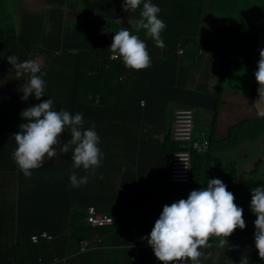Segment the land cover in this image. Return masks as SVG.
Instances as JSON below:
<instances>
[{"label": "clouds", "instance_id": "9594fccd", "mask_svg": "<svg viewBox=\"0 0 264 264\" xmlns=\"http://www.w3.org/2000/svg\"><path fill=\"white\" fill-rule=\"evenodd\" d=\"M141 4L143 7L140 11V18L131 25V28L136 33L145 30L146 36L151 38L157 47H165L161 34L166 28V23L158 15L162 11L158 5L152 3V0H125L122 7L127 12L130 9L136 10L140 8ZM10 6L13 7V5ZM113 31L112 26L111 28L107 26L102 28V34ZM114 32L115 35L109 47L111 52L109 58L111 61L122 59L126 68L136 71L151 67L152 60L144 39H141L137 34H133V31L126 27ZM254 53L256 57L241 56L247 61L256 58L254 65L258 63L257 70L254 72L258 83V92L255 95H258L255 99L249 97L253 106L257 104L254 101H257L258 97V100L264 101V45L256 46ZM7 60L15 69L17 78L26 74L28 80L26 79L20 89H15L13 102L17 103L18 107L12 106V118L3 127L6 128L11 125L13 127L19 120L21 121L20 130L15 132L6 146V148L15 149L14 152L9 151L10 160H8L6 165L11 166L14 164L26 178H31L32 170L41 168L46 164L45 157L52 158L58 153V150L57 153L55 150L57 146L65 154L72 149L73 171L69 177L70 187L79 188L87 185L90 176H96L97 169L102 166L104 158V152L99 146L101 137L96 131L95 123L92 122L90 127L85 128L83 113L77 112L73 115L63 108L57 110L52 97L25 109L24 102L30 96L34 94L37 100H41V97L46 94L44 77L47 72L42 71L43 65L36 59H26L21 62L13 54L8 56ZM87 76H93L91 70L87 71ZM120 81H123L122 77H120ZM238 90L237 88L230 92H237ZM225 92L228 91H223V93ZM9 99L0 100L1 102H6ZM217 102L219 103V101ZM141 107L143 106L141 105ZM257 108L259 110L258 116L264 118V107ZM182 109L178 108L174 111L173 119L167 125L169 130L166 129L165 134H157L161 136V145L167 146L168 150L175 149L170 160V183L180 190L192 187L194 184L193 166L195 159L203 156L207 157L209 154L205 164L210 165L211 159L213 165L219 166L220 169H217L219 176L221 175L220 178L208 180L206 187L192 190L186 199L174 197V201L170 203L166 201L149 235L144 229L145 225H143L142 215L136 211V205H134L136 202L141 204V199L143 198L142 190L126 192L127 202L130 198H133L135 202L133 204L128 202L130 207L121 208L119 212L111 214L113 211L110 210L111 199L107 198L105 199L109 205L105 209H99V205L86 207L84 212L87 226L85 235L87 234V236L79 241L77 254L127 247L130 255L129 264H144L141 263V251L144 248H152L160 264H226L224 261L225 256L231 257L232 262L249 264L248 257L260 256L264 258V186H262L264 180H254L257 175V167L262 161L254 162V164L247 163V168L242 170L240 161L242 158L248 157L250 149H247L246 154L243 152L239 153V157L235 161L229 160L224 156V153H231L233 152L232 150L224 149L218 152L215 149L216 142L237 143V147L242 143H239L238 131L231 133L237 124L229 128L230 133L226 139L219 141L217 140L218 132L214 131L215 121L211 120L209 126L204 124L201 131L197 132L195 109L185 108L194 111L193 129L190 134H187L184 125L178 129L176 111ZM249 110H251L250 106ZM213 114V117H215V113ZM217 115L218 112H216V117ZM249 115L251 114L247 110L240 114L239 117L242 118V121H249ZM66 130L70 133L71 138L67 142H62L61 136ZM245 140L252 139L245 138ZM195 143L198 145L197 148L193 147ZM185 153L190 155L188 175L179 181H173L174 155ZM218 153H220L219 156ZM81 167L88 173L87 175L79 176L77 174L75 169H80ZM162 169L163 165L159 166L158 175H160ZM0 173L3 174L2 172ZM99 178H103L102 174ZM228 189L242 196L237 198ZM174 190L176 189L171 191ZM243 205L250 207L251 212L255 214L254 224L249 218L244 217V214L249 210ZM91 208H94L96 214L106 215L111 220L102 225H92L89 222V210ZM119 218L121 223L124 224V229H121L122 225L118 223ZM131 221H134L133 226ZM126 222L128 223L127 229L125 228ZM18 226H21L19 222ZM113 231L116 239H111L110 235ZM43 232L46 231H41L40 234L31 232L29 233V238L25 241L23 230L18 229L17 241L11 248L14 249L19 245L20 240L24 239L29 249L30 260L31 250L29 245L47 244L52 255H48L45 259L42 251L41 254H38L42 255V257H37L33 264H59L62 261L66 262L65 253L70 248L71 239L69 237L65 238L63 236L65 233L55 237L46 232L51 236L50 240L40 239L37 243H33L32 237L40 236ZM212 237L218 238L219 242L214 240V238L211 239ZM63 246L66 252L59 254L60 251H64ZM55 249L58 250V253L55 252ZM209 249L215 250L213 257L207 255ZM26 264L31 263L28 261Z\"/></svg>", "mask_w": 264, "mask_h": 264}, {"label": "crops", "instance_id": "0c3cea01", "mask_svg": "<svg viewBox=\"0 0 264 264\" xmlns=\"http://www.w3.org/2000/svg\"><path fill=\"white\" fill-rule=\"evenodd\" d=\"M65 2L64 0H50V3L54 7L55 5H60V9L55 10V8H53L48 9L43 14H32L26 12L27 6L25 0H22L21 4L23 6H18V10L22 11V8L25 6L23 17H19V13L13 11L11 18L14 22L20 21L24 23L23 28L27 27V31L30 34L34 29L31 30L29 28L30 25H27V22H29L28 15L39 19L41 26L38 27V25H36L34 28L36 32L40 33V40L34 38L32 41L35 42V47L37 49H42L43 51L34 50V47L25 45V52L28 54L29 51L34 52V59L39 60L43 67L48 70L54 71L55 73H66L65 77H67V79L60 87V100H77L74 103L73 109L80 110L90 99H94L97 103L98 98L96 95H104L100 102L104 101L106 107L103 109L102 106H98V111H96L94 115L90 114L92 118H100L94 123H98V127H102L105 132V137L104 139L101 137V143L99 145L104 152L102 166L97 169L96 176H90L87 185L81 186L82 193L77 191L84 194V198L87 196H95L94 193L97 194L98 191L101 196L107 199L115 197L116 202L113 206H117L118 211L115 212H119L121 211L119 206V189L112 187L111 184L114 180H120V190L126 192L132 191V181L125 182L119 174L127 172V167L133 168V170H141V161H154L155 166L149 169V172L159 169L158 163L161 160L159 149H162L163 146L161 145V136L157 134H165L166 129L169 130L167 125L171 123L176 109L193 108L196 110V108H199L202 110V113H204L203 122L206 126H209L213 113L218 112V115L221 116L220 125L226 128L225 130L219 131L217 134V140L222 141L229 136V128L242 121V118L239 117L240 114L233 111L231 121L223 125L222 120L225 116L226 108L230 105L233 106L234 102H243L247 106H253L246 91L241 94L240 99L233 100L235 96H233L232 93L238 94L239 90L237 92L228 91L223 93V91L218 90V87L214 89L212 84H210L208 89L189 87V83L192 82L195 84V77L197 74L192 72L190 65L189 74L181 73L182 65L187 68L188 64H184L183 60L180 59V55L176 52L179 47H183L185 52L182 55L184 57L188 56L197 62L201 60L200 73L202 75L211 76L212 67L215 64H220V68L225 70V76L229 77L232 73L231 71L235 70L234 67L240 62V59L235 54H226V49L223 48V45L217 44V38L229 37L234 40H241L244 36L239 31L240 27L223 26L222 17L217 16L214 9L209 5L210 2L215 5L220 2L222 7H226L227 4L223 0H186L187 7L181 6L180 8H175L171 1L167 9H163L156 0H152V3L158 5L162 9L158 15L166 23V28L161 34L165 43V47L163 48L157 47L151 38L143 35V30L136 33L134 29L131 28V25L140 18V11L143 7L142 4L140 8L136 10L130 9L126 12L122 7L125 0H85L84 2L77 0ZM73 4L75 6L73 14L67 16L69 11L65 9ZM14 6L15 4L13 7ZM46 14L52 16L47 17ZM71 16L74 18V21L65 19ZM176 16H179V18H173ZM211 17H215L217 21L208 26L206 20ZM104 18L109 19L114 25L103 24L101 21L107 20ZM69 25L73 28L72 33L67 28ZM236 25L240 24L236 23ZM105 26L109 28L112 26L114 31H118L123 27L129 28L130 31H133V34H137L141 39L145 40L150 56L153 55L154 59H151V67L140 71L125 67V73L117 75L116 67L113 68L107 88L97 92L93 88L94 86L90 84L87 85V80L84 76L75 78L73 71L67 69L68 66L74 65L78 61L63 55V53L61 54L60 48L63 41L66 38H70L69 35L72 34L70 39H74V50L70 52L74 55H79L81 50L84 53H90V51L85 50L89 48V41L93 44L94 48L96 45L94 39H99V37L103 36L105 37L104 44L106 48L102 53L110 57L111 52L109 47L113 39L109 42L108 37H114L115 32H109V36L102 34V28ZM93 29L98 31L97 35L95 34L96 36L92 37L88 36V33L93 34ZM211 30L218 31L216 36H211L209 34ZM54 37L55 40H53ZM58 37H60V40ZM45 38L49 40L45 41ZM172 45L177 46L175 49H172L170 48ZM153 56H151V58H153ZM255 59L247 61L250 67L255 64ZM120 60L122 61V59ZM71 62L74 63L71 64ZM87 69L88 68L83 70L82 73H87ZM120 77L123 78V81L119 80ZM119 82H122L120 87H118ZM200 94L204 96H200ZM118 100L121 103V108L117 105ZM141 101H146V106L144 108L140 105ZM217 101H219V103ZM194 102L200 104L204 103V105L194 107L192 106ZM157 103L160 105L155 106ZM248 113L251 114L252 119H257L259 117L257 111L249 110ZM84 120L85 128L90 127L93 119H89L90 125L87 123L88 121L85 117ZM216 126L217 123L215 124V127ZM9 132L12 138L16 132L14 126L12 127L11 125L10 127L2 129V135L0 134V145H2V149L4 150H6V146L9 144ZM70 138V133L65 131L61 136V141L67 142ZM237 148V143H215V149L218 152L224 149L233 151L231 153H224V156L229 160L235 161L237 157H239V153H234V150ZM57 150L58 153L54 156L55 159L45 158L46 165L42 168L41 173H36L32 175L31 178H26L24 176L25 179L29 180L28 185H21V180H17V173L15 170V172L8 171L6 169L7 165L0 166V172L4 174L0 173V189L2 190L0 192V241L7 244V247H9L8 249H11L17 241L18 229L28 230L23 225L18 226L20 212V207L17 206L18 200L24 197H31L35 200V202L32 201V203L37 207L40 203H38L35 191L38 190L40 185L48 186L50 184H59L63 182L65 178L67 179L66 173L68 171L66 169L64 170L63 167L65 155L62 153L59 146ZM155 155H157V160L153 158ZM219 155L220 153H218V156ZM71 162L72 160L70 163ZM75 171L79 176L88 174L82 167L80 169H75ZM101 174L103 176L102 179L99 178ZM155 175L158 174L156 173ZM150 177L152 176L149 175L148 178ZM138 182L144 183L143 179H138ZM67 184H69L68 179ZM7 185H11V187L8 189ZM135 190L143 191V188L140 187ZM115 193L117 194L115 195ZM2 196L5 200L2 199ZM5 201L7 205L9 204L6 213V207L3 206ZM172 201L174 200L172 199ZM68 206L77 210L84 207L80 203L76 191H73L71 200L66 207ZM26 212L27 215H29V211ZM29 247L32 251L30 252L31 257L29 260L31 264L34 263L37 257H42V255H38L41 254L42 251L45 259L48 255H52V252L46 245H41L42 251H38V253L32 246L29 245ZM63 248L64 251H60V254L66 252L64 246ZM55 252L58 253V250L55 249Z\"/></svg>", "mask_w": 264, "mask_h": 264}, {"label": "trees", "instance_id": "16d2710c", "mask_svg": "<svg viewBox=\"0 0 264 264\" xmlns=\"http://www.w3.org/2000/svg\"><path fill=\"white\" fill-rule=\"evenodd\" d=\"M171 1L175 8H180L181 6L187 7L186 0H180V1L179 0H156V2L159 3L160 7H163V9H167ZM212 1H215V0H212ZM223 1L227 4V6L226 7L223 6V8H230L232 10H235L239 5H249L250 4V2L247 0H223ZM209 5L212 7V9H214L215 13H219V8L217 7V5L213 4L212 2H210ZM255 8L259 11V14L257 15L246 14V16L243 17L242 19L238 18V22L240 25H236V27H240L239 31L244 36L243 39L234 40L229 37H218L217 44L223 45L224 49L230 50V51H232L233 49L235 50V47H237L239 49L237 51L238 54L241 52L240 56H252V57L255 56V53H254L255 47L264 45V2L255 4ZM24 10L25 9L23 7L22 11L21 10L17 11L19 13V17H23ZM12 11H13V8L9 4H4L0 7V18L2 17L4 19L0 21V58L2 57V60H0V65H7V71L9 72L12 71V77L8 79L9 81L13 79L21 80L22 78L21 77L15 78V74H16L15 69L7 60L8 56L15 54L21 62L26 59H34V55H35L34 52L29 51V54L25 52V45H28L29 47H34V50L43 51L42 49H37L35 47V42L32 40L36 38V36L32 33L31 34L28 33L27 27L23 28L24 23L20 24V28L18 29L13 28L9 24L7 19L11 20ZM173 18H179V16H176ZM104 19H107V18H104ZM101 22L103 24H110L112 26L114 25V23L111 22L109 19L103 20ZM2 29H5L6 31ZM34 31L36 32L35 28H34ZM142 34L146 36L145 30L142 31ZM87 35L92 37V36H96L97 34L95 35V34L88 33ZM105 35L109 36L108 33H106ZM58 38L60 40V37ZM70 38H66L63 41L62 46L60 48L61 54L63 53V55L67 57H71L75 61H78V62L74 65L68 66L67 69L73 71V75L75 78H80L81 76H84L87 80V85L90 84L94 86L93 88L95 89V91L98 92V91H102L105 88H107L109 78L113 72L112 71L113 68L116 67L117 75L125 73L124 72L125 66L121 60L111 61L110 58L108 57L109 55H103L102 51L106 48V45L104 44L105 37L101 36L99 37V39H94L96 41V45L94 48H93V44L89 41L88 43L89 48H86L85 50L90 51V53H84L81 50V53L79 55L77 54L74 55L72 52H70L74 50V39H70ZM112 39L113 37H108L109 42ZM53 40H55V37ZM233 43H236V44H233ZM176 46L177 45H172L170 46V48L175 49ZM92 49H99V50L96 51V53H93ZM258 57H259V54H258ZM88 59L94 62L92 66H89V67L85 66L84 62L87 61ZM151 59H154V56ZM248 63L245 58H242L240 59V62L237 64V66H235L234 68L237 69L241 66L248 68L249 71H252L253 73L252 76L255 79L254 72L257 70L258 63L256 65H252V67H250V64ZM86 68H88L87 70L92 71L93 73L92 77H88L87 73L85 74L82 73L83 70H85ZM42 71L47 72V75L44 77L46 81V94L43 97H41V100H37L34 94L30 96L28 100L24 102L25 109L28 108L29 106H33L35 104L42 102L43 100H47L52 97L54 99L55 107L57 110H59L60 108H63L71 112L73 115L76 112H81L84 114V117L85 119H87L88 121L87 123L89 125H90L89 119L90 120L93 119V122H96V120L100 119V118H92L90 114L94 115V113L98 111L97 109L98 106L99 107L102 106L103 109L106 107L104 101L100 102V100L103 99L102 97H104V95H96L98 98L97 103L95 102L94 99H90V101L80 110L73 109L74 103L77 100L63 101V100H60V97H59L60 87L62 84H64V81L67 79V77H65L66 73L65 72L55 73L54 71L48 70L45 67L42 68ZM121 84L122 82H119L118 87H120ZM201 95L202 94H200V96ZM240 98H241V95H236L233 100L240 99ZM255 102L256 101H254V103ZM11 103H12V106L16 108L18 107L17 103L15 102H11ZM192 104H193L192 106L194 107H200L204 105V103L200 104L198 102H194ZM117 105L121 108V103L119 100L117 101ZM158 105L160 104L157 103L155 106H158ZM233 110L238 112V114H242L247 110L249 111V106L245 105L243 102H234ZM215 117H216V112H215ZM251 119H252V116L249 115V120ZM20 124H21V121L19 120L14 125V130L16 132L20 130L19 128ZM95 125L97 128L96 131L98 135L104 139L105 137L104 135L105 132L103 131L104 129L102 127H98V123H96ZM2 129H5V128H2ZM9 139H11L10 132H9ZM244 140L245 138H243L240 135L239 143ZM6 150L14 152L15 149L6 148ZM174 151L175 149L168 150L167 146H163L162 149H159V152L161 153L160 155L161 160L159 161L158 165L159 166L163 165V169L160 172V175H155L156 173H159L160 171L159 169L157 171L149 172V169H152L155 166L153 160L141 161V170L140 169L133 170V168L127 167V172L119 174L122 176L125 182L132 181V186H133L132 191L141 187L142 182H138V179H143V182H145L144 181L145 179H150L147 181L148 182L156 181L158 183V186L156 187L155 197H153V194L152 196L149 197L143 192L142 194L143 198L141 199V204L140 202L134 203V205H136V209H137L136 211L142 215L141 217L143 218L145 222L144 229L147 231V235H149L150 232L152 231V228L154 227L156 220L159 218V215L162 212L161 209L165 205L166 201L170 203L174 197H178V199H182V198L186 199L192 190H197V189H200L201 187H206L208 180L214 179V178H220L221 176V175L219 176L218 174L219 171L216 168V166L213 165V161L211 159H210V165L205 164L206 158L209 157L210 155L209 154L207 155V157L203 156V157H198L197 159H195V163L193 166V181H194L193 186L188 187L185 190H180V189L175 188L174 185L171 184L169 181L170 160L172 158V152ZM63 154L65 155L63 167H64V170L66 169L68 171L66 173V177L70 184L69 177L72 172V164H73V161L70 163V161L72 160L71 159L72 149H70L67 154L65 153ZM153 158L157 160V155L153 156ZM45 165H43V167ZM43 167L32 170L33 171L32 175L36 173H41ZM6 169L12 172L16 171L17 180H21L22 186L29 184V180L24 178L23 173L14 164L11 166H7ZM149 175H151L152 177L148 178ZM67 179L65 178L63 182L59 184H50L48 186L40 185L38 190L35 191L37 195L38 203H40V205L37 207L32 203V201L35 202V200L31 197H26L27 199L24 197L23 199L18 200L17 206L20 207L18 222L28 229V230H23L25 241L29 238V233L31 232L33 234H40L41 231H46L55 237H58L65 233L63 235L65 238L69 237L70 239H73L77 243H79V241L83 237L87 236V234L85 235L87 226L85 224L86 216H85L84 209L90 205H99L98 208L102 210V209H105L107 205H109L105 197L100 195L99 191L97 192V194L94 193L95 196H87L84 198L83 197L84 194H81L82 188L81 187L79 188L70 187V185L67 184ZM147 181L145 182L146 184L148 183ZM262 186H264V184ZM10 187L11 185H7L8 189ZM7 188L5 187L6 190ZM172 189H176V190L171 191ZM77 190L81 193H79ZM73 191H76L78 193L79 201L84 206L80 210L73 209L71 206L66 207L68 202H70L71 200ZM229 191L233 192V194L237 198H240L242 196L238 193H235L232 190H229ZM146 200L147 201L151 200L153 202V206L152 207L146 206ZM8 205L6 204V201L3 204V206L6 207L5 213L8 211V207H7ZM111 210H114L111 212L112 214L113 212L118 211V207L112 206ZM26 211H29L28 213L29 215H27ZM126 211L129 212L128 210ZM118 223L122 225L121 229H124V224L121 223L120 218H119ZM131 225L132 226L134 225V221H131ZM145 242L147 243L146 240ZM32 247L37 252L42 251L41 243L33 244ZM46 247L49 248V245L46 244ZM8 248L9 247H7V244H5L3 241H0V264H15L17 262L21 264H26L29 261V254L27 250L25 251L26 249L25 246H16L14 249L13 248L8 249Z\"/></svg>", "mask_w": 264, "mask_h": 264}, {"label": "rangeland", "instance_id": "374dc122", "mask_svg": "<svg viewBox=\"0 0 264 264\" xmlns=\"http://www.w3.org/2000/svg\"><path fill=\"white\" fill-rule=\"evenodd\" d=\"M71 2V1H77V0H64V2ZM81 2H84L85 0H78ZM180 1V0H179ZM250 2L249 5H239L235 10H232L230 8H223L220 3L218 2L216 5L219 8V13H215L217 16L222 17V22H223V26H227V27H233L236 26V23L238 22V18L242 19L243 17L246 16V14L248 15H257L259 14V11L255 8V4L258 3H263L264 0H247ZM22 0H0V7L4 4H10V5H14L13 11H18V6H23L21 4ZM27 9L26 12L27 13H32V14H36V13H45L48 9H53L55 8V10H59L60 9V5H55V7L50 3V0H25ZM66 3V2H65ZM25 7V6H24ZM75 6L74 4L71 5L70 7L66 8L65 10L69 11L67 13V16L69 14H73V10H74ZM12 11V12H13ZM12 14V13H11ZM47 17L52 16V15H48L46 14ZM118 16V15H117ZM67 20L70 21H74V18L71 17H67L65 18ZM4 20L2 17L0 18V21ZM7 21L9 22V24L13 27V28H20V24H22V22L18 21V22H14L12 20L7 19ZM28 21L27 25H30L29 28L31 30L34 29V27L36 25H38V27L41 26V23H39V19L31 17L28 15ZM216 18L215 17H211L208 20H206L207 25L210 26L213 23H216ZM67 28L69 29V31L72 33L73 32V28L72 26H67ZM5 30V29H2ZM6 31V30H5ZM8 32V31H7ZM97 30L93 29L92 33L93 34H97ZM218 31H213L211 30V32L209 33L211 36H216V33ZM32 34H34L37 38V40H40V33L39 32H35L33 31ZM69 37H72V34L69 35ZM48 38H45V41H48ZM99 49H92L93 53H96V51H98ZM239 49L237 47H235V50L233 49L232 51L230 50H226V54H236L239 59H242L240 56V53L238 54ZM228 58V57H227ZM180 59L183 60L184 64H188V67H184V65H182L181 67V73H187L189 74V65L192 68V72H195L197 75L195 77V84H193L192 82L189 83V87L192 88H199V89H208L210 87V84L213 85L214 89L217 87L218 85V90L219 91H234L235 89H237L239 87V95L244 93L246 91L248 97L250 98H257V95H255L258 92V83L256 81V79L253 78L252 76V71H249L248 68L241 66L233 71H231L232 73L230 74L229 77L225 76V70L220 68V64H215L212 67V72H211V76H206V75H202L201 72V68H200V63L201 60H199V62L192 60L191 58H189L188 56H183L180 55ZM0 60H2V57L0 58ZM227 60V59H226ZM232 60V59H231ZM39 61V60H38ZM40 62V61H39ZM196 62V64H195ZM74 62H71V64ZM94 62H92L91 60H87L84 62L85 66H92ZM12 77V71H7V65H0V99H7L10 98L9 101H4L1 102L0 100V134L2 131V128L4 127V125L7 123V121H9L12 118V103L13 102V97L15 95V89H20V87L23 86V84L25 83L27 76L26 74L24 76H22L21 80H11L9 81L8 79ZM16 74H15V78H16ZM233 96L237 95V93H232ZM259 99V97H258ZM256 101V107L255 106H251V110L253 111H257V113L259 112L257 107H264V101H260L258 100ZM262 103V104H261ZM233 106L230 105L226 108V113L225 116L223 117L222 120V124L226 125V123H229V121H231L232 119V112H233ZM203 115L204 113H202V110H200L199 108H196L195 110V120H196V130L197 132L201 131V128L204 126V120H203ZM214 115V114H213ZM211 120L215 121L217 123V126L215 127L214 131L215 132H219L222 130H225L226 128L221 126V116L217 115V117H212ZM238 131V135L240 137V135L243 138L246 139H252V140H245L242 141L241 144H239L238 148L236 150H234V153H244L246 154L247 149H250V152L248 153V157L242 158V160L240 161V165H241V169H246L247 168V163L248 164H254V162L257 161H262L258 167H257V172H256V178H254L255 181H259V180H264V118L262 117H258L257 119H251L249 121H241L240 123L237 124V126L235 128L232 129L231 133L233 132H237ZM261 139V140H258ZM58 147V146H57ZM57 147H56V153H57ZM10 152L6 151L4 149H2V145H0V166L1 165H6L8 164V160H10ZM47 158V157H45ZM256 158H258V160H256ZM52 159H55V157H52ZM216 168H219V166L216 165ZM147 180H145L146 182ZM142 183L141 187L143 188V192L147 195V196H152L153 197L156 196V187L158 186V183L156 181L154 182H148L146 183ZM112 187H115L116 189H119V206L120 208H125L127 206V208L130 207V205H128V202L130 204H133L135 201L133 200V198L128 199L127 202V197H126V191L124 190H120L121 189V181L120 180H114L113 183L111 184ZM146 186V187H145ZM120 187V188H119ZM2 190L0 189V192ZM6 192V191H5ZM117 193H115L116 195ZM9 195V193H8ZM2 199L5 200V198L2 196ZM116 202L115 197L111 199L110 202V210L112 209V206L114 205V203ZM146 206H153V202L150 200H146ZM243 207L248 208L249 211H247L244 214V217L249 218V220L251 222H253L256 219L255 214H253L250 210V207H247L245 205H243ZM143 225H145V222H143ZM126 229L128 228V223L126 222ZM111 239H116V236L114 234V231L111 233ZM219 242V239L216 237H212L211 239H213ZM18 246H25V251L27 250L28 252V248L26 246V242L24 241V239H21L19 242ZM79 251V245L78 243L71 239L70 240V248L67 250V252L65 253L66 256V262H61L59 264H129L130 260H129V248L127 247H122V248H114V249H108V250H98V251H91L85 254H77ZM214 249H209L207 251V255L209 257H213L214 256ZM210 254V255H209ZM141 263L144 264H160V261L155 257L154 255V251L152 248H144L141 251ZM231 257H224V261L226 262V264H239V262H232ZM248 262L249 264H264V258H261L260 256H252V257H248ZM19 264V263H17Z\"/></svg>", "mask_w": 264, "mask_h": 264}, {"label": "built area", "instance_id": "2783aa9c", "mask_svg": "<svg viewBox=\"0 0 264 264\" xmlns=\"http://www.w3.org/2000/svg\"><path fill=\"white\" fill-rule=\"evenodd\" d=\"M178 55H181L184 53L183 47H179L176 50ZM141 105L145 106V101L141 102ZM177 127L180 129L183 125L187 132V134H190L193 129V115L194 111L190 109H182L177 110ZM194 148H197L198 145L195 143L193 145ZM190 160V155L185 154H175L173 158V168H172V180L173 181H179L183 178H186L188 175V161ZM184 168V169H183ZM90 216H89V222L92 225H102L105 223H108L111 219L107 217L106 215H98L96 214V211L94 208H91L89 210ZM40 239L50 240L51 236L43 232L40 236H33L32 242L37 243Z\"/></svg>", "mask_w": 264, "mask_h": 264}, {"label": "bare ground", "instance_id": "6f19581e", "mask_svg": "<svg viewBox=\"0 0 264 264\" xmlns=\"http://www.w3.org/2000/svg\"><path fill=\"white\" fill-rule=\"evenodd\" d=\"M182 94H184V93H182ZM184 102V101H183ZM180 103V102H179Z\"/></svg>", "mask_w": 264, "mask_h": 264}]
</instances>
